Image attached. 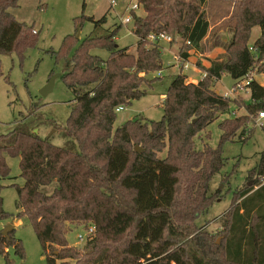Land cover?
Masks as SVG:
<instances>
[{"label":"trees","instance_id":"16d2710c","mask_svg":"<svg viewBox=\"0 0 264 264\" xmlns=\"http://www.w3.org/2000/svg\"><path fill=\"white\" fill-rule=\"evenodd\" d=\"M19 2L0 0V77L1 57L16 51L24 59L38 36L34 26L17 21L10 12ZM208 2L138 0L145 15L133 13L135 54L117 44L121 25L105 30V16L96 21L84 15L75 25L78 31L86 21L94 23L90 36L82 42L77 33L67 36L61 48L51 52L56 64L66 63L61 79L74 102L64 125L36 117L40 126H52L69 141L57 146L52 136L35 133L26 121L0 135V180L11 175L8 159L19 158L24 185L9 186L18 193L15 217L29 221L47 264H264V150L249 171L254 185L234 193L236 204L228 213L224 241L217 244L198 233L196 224L222 196L211 188L226 164L224 145L248 132L250 123L246 116L226 118L219 124V146L206 142L198 147L200 134L228 115L234 104L214 92V83L225 74L236 84L250 78L252 103L246 108L251 114L264 112V87L254 78L255 72L264 75V0H239L230 44L215 45L226 47L229 56L213 61L203 80L190 83L178 74L162 88L160 121L136 118L115 128L116 109L146 97L165 77L163 47L149 37L166 33L190 42L180 51L188 59L189 48L201 51L209 35ZM255 27L261 34L250 46ZM94 51H105L108 58ZM52 185L50 194L41 191ZM5 188L0 184V222L11 218L4 208ZM73 225L95 229L83 251L68 242ZM2 232L0 251L7 255L13 248L24 259L15 230L8 237Z\"/></svg>","mask_w":264,"mask_h":264},{"label":"rangeland","instance_id":"374dc122","mask_svg":"<svg viewBox=\"0 0 264 264\" xmlns=\"http://www.w3.org/2000/svg\"><path fill=\"white\" fill-rule=\"evenodd\" d=\"M117 3V6L112 7L110 0H20L18 8L10 10L17 21L34 26V32L38 36L35 44L27 49L24 59H21L16 51L1 57L3 76L0 77V135L8 134L19 123L26 121L34 132L38 131L42 137L52 136V142L55 145L62 147L66 145L69 139L64 140L52 126H40L36 117V114H40L45 119L55 120L58 125H64L74 102L72 92L61 79L66 63L61 61L56 64L51 52L58 51L67 36L77 33L81 42L90 36L95 28L94 23L86 21L81 28H78V31L75 25V19L84 15L96 21L105 16L107 21L102 26L105 30L115 29L121 25L117 44L120 48H129V52L135 54L138 39L132 33L133 25H122L121 20L130 14V7L138 3V0H117ZM238 3L239 0H209L205 5L207 19L211 26L210 32L201 51L189 48L191 66L188 70L181 71L174 60V57L186 47L184 40L172 35L175 42L162 44L164 68H166L162 83L146 97L135 101L132 106L125 107L122 112L117 113L116 129L136 118L149 122L160 121L164 115L162 104L165 90L162 88L168 87L174 76L185 74L188 82L197 81V84L204 79L206 75L204 70L210 68L213 61H222L229 56L226 47L215 45L218 41L221 45L230 44L237 23ZM135 13L137 16L145 15L141 6ZM260 34L261 28L255 27L250 46ZM93 53L104 59L108 58V53L105 51H94ZM255 77L257 82L264 87V75L255 72ZM52 78H56L54 88L44 97L41 92ZM239 84H241L240 88L228 74L214 83V92L222 96L228 94L234 104L228 115L221 116L197 138L199 148L206 142H209L213 148H217L222 135L219 129L222 121L226 118L241 116H246L250 121L248 132L238 133L233 142L230 141L224 145L223 156L226 164L222 172L215 176L211 188L213 193L220 191L222 196L196 223L197 232L211 236L217 244H221L226 236L225 224L229 219L228 213L236 204L233 200L234 193L254 185V180L249 179V171L258 165L260 153L264 150V120H259L260 112L251 114L247 110L246 106L252 103L251 94L247 89V82ZM209 133L211 139L208 141ZM249 135H252L251 139L243 144L242 141ZM8 163L11 175L6 179H1L0 184L6 187L2 192V197L4 208L11 218L0 222V232L4 231L9 224L14 225L13 235L22 241L25 258L21 259L16 256L14 249L9 248L6 250L7 255L0 251V264H47L41 244L29 221L15 217L18 211V193L15 187L9 186L10 184L23 186L24 179L20 177L19 158H9ZM227 175H230V178ZM55 186L42 187L41 191L50 194V189H54ZM87 227L71 226V231L67 235L70 246L76 247L79 251L84 250L86 243H81L79 236L87 234ZM58 264L76 263L74 260H67L60 261Z\"/></svg>","mask_w":264,"mask_h":264},{"label":"built area","instance_id":"2783aa9c","mask_svg":"<svg viewBox=\"0 0 264 264\" xmlns=\"http://www.w3.org/2000/svg\"><path fill=\"white\" fill-rule=\"evenodd\" d=\"M110 4L112 7H115L118 5L117 3V0H110ZM140 8V5L139 3H136V4H133L129 11H130V14H128L127 17H125L124 19L121 20L122 22V25H133V13L137 12ZM152 44H155V45H159V46H162V44L164 42H166L167 44H170L172 42H175V38L172 36V35H169V34H166V33H161V34H158V35H151L148 39ZM186 45L188 46H191V43L190 42H187ZM252 50V49H251ZM190 54V53H189ZM174 60L176 61V65H178V67L181 69V71H186L190 68L191 64L189 62V58L188 59H185L180 53L174 57ZM163 73H159V76H162ZM206 77V75H205ZM251 81V79H246V80H240L238 82V88H240V85L239 84L240 82H247V84ZM225 97H228L230 98V96L228 94L225 95ZM124 110L123 107H119L116 109V113H120ZM259 120L260 121H263L264 120V112H260L259 113ZM95 232V229L94 227H90L88 230H87V234L85 236H82L80 235L79 236V240L81 243L83 242H87V240L94 234Z\"/></svg>","mask_w":264,"mask_h":264},{"label":"water","instance_id":"95a60500","mask_svg":"<svg viewBox=\"0 0 264 264\" xmlns=\"http://www.w3.org/2000/svg\"><path fill=\"white\" fill-rule=\"evenodd\" d=\"M78 38H79V36H78ZM54 77V76H53ZM56 78H52L51 80H50V82L48 83V85L42 90V92H41V95L42 96H47L52 90H53V88H54V80H55ZM35 133H38V131H36ZM136 151H138V152H142V149L140 148V147H136ZM250 185V184H249ZM13 229H14V227H13V225L12 224H9L7 227H6V229L2 232V234H3V236L4 237H8L9 236V234L13 231Z\"/></svg>","mask_w":264,"mask_h":264},{"label":"crops","instance_id":"0c3cea01","mask_svg":"<svg viewBox=\"0 0 264 264\" xmlns=\"http://www.w3.org/2000/svg\"><path fill=\"white\" fill-rule=\"evenodd\" d=\"M184 75H185V74H184ZM254 77H255V76H254ZM255 80H256V77H255ZM256 81H257V80H256ZM196 82H197V81H193V83H195V84H196ZM163 99H164V97H163ZM13 227H14V225H13Z\"/></svg>","mask_w":264,"mask_h":264}]
</instances>
